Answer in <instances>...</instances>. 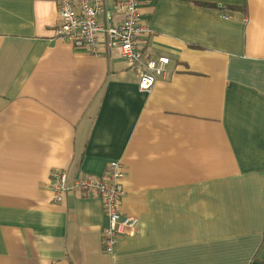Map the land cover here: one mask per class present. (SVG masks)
Wrapping results in <instances>:
<instances>
[{"label":"crops","instance_id":"0c3cea01","mask_svg":"<svg viewBox=\"0 0 264 264\" xmlns=\"http://www.w3.org/2000/svg\"><path fill=\"white\" fill-rule=\"evenodd\" d=\"M141 1L144 60L169 58L148 91L58 38L56 0H0V264H264V0ZM112 160L140 222L107 253L101 201L50 173Z\"/></svg>","mask_w":264,"mask_h":264},{"label":"built area","instance_id":"2783aa9c","mask_svg":"<svg viewBox=\"0 0 264 264\" xmlns=\"http://www.w3.org/2000/svg\"><path fill=\"white\" fill-rule=\"evenodd\" d=\"M58 7V38L75 47L84 48L94 55L110 54L124 58L131 67L144 64L139 86L150 90L156 78L165 76L169 58L160 56L144 60L142 40L153 29L141 11V0H119L116 11L106 8L107 0H56ZM221 17L230 18L231 10L220 6ZM119 20H115V16ZM126 167L119 160L110 161L102 174L81 171L71 176L68 170L54 168L50 173L51 189L55 201H62L67 192L82 191L86 196L98 198L107 224L102 231L105 252L113 253L122 236L132 234L140 219L124 213Z\"/></svg>","mask_w":264,"mask_h":264}]
</instances>
